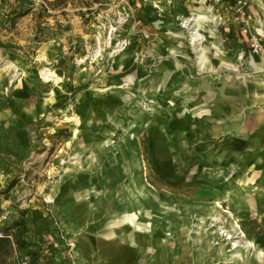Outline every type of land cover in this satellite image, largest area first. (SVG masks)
I'll use <instances>...</instances> for the list:
<instances>
[{
	"label": "rangeland",
	"instance_id": "rangeland-1",
	"mask_svg": "<svg viewBox=\"0 0 264 264\" xmlns=\"http://www.w3.org/2000/svg\"><path fill=\"white\" fill-rule=\"evenodd\" d=\"M101 1L0 0V264H264V0Z\"/></svg>",
	"mask_w": 264,
	"mask_h": 264
},
{
	"label": "crops",
	"instance_id": "crops-1",
	"mask_svg": "<svg viewBox=\"0 0 264 264\" xmlns=\"http://www.w3.org/2000/svg\"><path fill=\"white\" fill-rule=\"evenodd\" d=\"M261 83H262V85H259V82H258V85H253V86L251 85L250 86L251 90H252V88H254V89H257L258 92L251 93V91H249L250 93H248L250 97H254V99H255V103L254 104H257L258 105L257 108L262 112V113H260L261 117L260 118L257 117V119L259 120L260 124H262L264 122V103H262L264 101V99L261 100V102H259L258 95L261 94V89L264 91V80L261 81ZM234 87H237L236 83L234 84ZM238 87H239V89L237 91H235L234 94L236 93L237 96L240 97V98H243V99L246 98V94H247V91H248L247 88H249V86L247 87V85L245 86V84H243V85L241 84V86H238ZM224 96H226V94ZM227 99H229V98H227ZM237 110L240 111L239 108H237ZM238 122H239V125H240V119H238ZM213 132H214V134L216 136L222 135L224 133V126L222 124L214 125L213 126ZM239 132H243L241 128L239 129ZM247 144H249V147H253L255 149V157L257 158V154L259 156L258 157V161H261L262 159H264V126L261 129V131L259 132V134H257L255 136V138H252V139H249V140L237 138V139H235V141L229 143L228 149L231 147L232 151H234V153L240 154V152L243 150V148H247ZM259 171H261V165H259ZM85 191H87V190L84 189L83 192H85ZM75 240L78 243L77 244L78 245L77 246V251H78V253H80V252L83 251V248L86 247V243L88 241H87V239H85L83 237L75 238ZM100 242H102V241H99V243ZM166 243H167V241H162L160 243L161 245L159 247L160 248L161 247L162 248L167 247ZM106 244H107V246H114L113 240L106 241ZM87 246H89V245H87ZM88 252H91L90 259L87 260L88 264H106V263L102 262V260H100V258L103 257V255H101V253H99L96 250V245H94V249L92 251L88 250ZM99 255H101V256H99ZM84 256H85L84 258H87L86 255H84ZM81 264H83V263H81Z\"/></svg>",
	"mask_w": 264,
	"mask_h": 264
},
{
	"label": "trees",
	"instance_id": "trees-1",
	"mask_svg": "<svg viewBox=\"0 0 264 264\" xmlns=\"http://www.w3.org/2000/svg\"><path fill=\"white\" fill-rule=\"evenodd\" d=\"M91 1H93V2H102L101 0H91ZM12 187H13V185L10 183L8 185V190H10ZM19 223L21 224L22 221H14V225H18ZM9 243H10V240L7 237H4L3 239H0V245H7V244L9 245ZM15 243L18 245V239L17 238L15 240ZM6 252L8 253L9 251L6 250Z\"/></svg>",
	"mask_w": 264,
	"mask_h": 264
},
{
	"label": "built area",
	"instance_id": "built-area-1",
	"mask_svg": "<svg viewBox=\"0 0 264 264\" xmlns=\"http://www.w3.org/2000/svg\"><path fill=\"white\" fill-rule=\"evenodd\" d=\"M0 236H2V234L0 233ZM17 264H29L27 260L21 261L20 263Z\"/></svg>",
	"mask_w": 264,
	"mask_h": 264
},
{
	"label": "bare ground",
	"instance_id": "bare-ground-1",
	"mask_svg": "<svg viewBox=\"0 0 264 264\" xmlns=\"http://www.w3.org/2000/svg\"><path fill=\"white\" fill-rule=\"evenodd\" d=\"M51 75H52V72H50V74L48 75V77L51 76Z\"/></svg>",
	"mask_w": 264,
	"mask_h": 264
}]
</instances>
